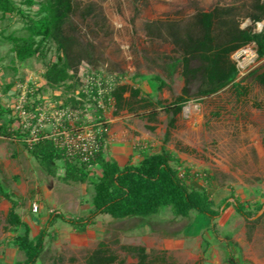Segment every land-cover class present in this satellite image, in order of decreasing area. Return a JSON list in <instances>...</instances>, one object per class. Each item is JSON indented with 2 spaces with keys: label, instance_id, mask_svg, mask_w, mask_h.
<instances>
[{
  "label": "rangeland",
  "instance_id": "1",
  "mask_svg": "<svg viewBox=\"0 0 264 264\" xmlns=\"http://www.w3.org/2000/svg\"><path fill=\"white\" fill-rule=\"evenodd\" d=\"M75 1L79 9L73 23L80 43L90 44L91 57L65 86L50 87L42 76L46 65L56 60L52 44L45 43L41 54L23 62L15 59L7 37L25 36L23 23L17 15L0 14V110H9L0 113V125L9 117L12 122L7 132H24L32 124L34 111L45 118L68 98L80 104L69 101L64 108L78 114L88 109L82 120L93 121L98 116L93 103L79 96L86 72L110 81L112 87L138 89L140 94L134 99L128 93L124 95L123 109L117 110L111 99L101 114L107 123L104 157L122 165L127 159L137 160L140 151L151 154L167 150L177 161L173 165L181 172L189 171L186 183L211 198L218 216L211 221L195 214L180 218L163 207L143 218L116 220L99 215L84 232H78L55 216H87L92 185L63 183L60 161L56 162L55 174L49 175L19 139L0 135V184L16 203L15 211L28 226L30 237L43 229L46 233L36 264H68L71 259L73 264H83L99 242H104L124 264L135 260L120 248L123 245L142 246L148 260L157 263L228 264L227 258L232 256L236 264H264V88L248 78L264 59L257 58L253 43L237 49L230 55L237 69V91L229 85L199 97L200 79L185 84L179 52L165 36L151 37L147 33V28L153 31L171 23L183 27L195 14L216 7H232L239 28L258 33L264 21L250 19L255 0ZM13 2L25 14L37 17L41 0H33L31 6L24 0ZM89 5L94 12L82 21L78 13ZM152 77L160 79L163 86L158 87ZM179 96L186 101L169 129V115L162 107ZM140 98L153 103V107L142 108ZM48 126L44 123L42 128ZM90 170L97 175V168ZM235 203L248 207L250 217L237 213ZM257 205L261 206L258 211ZM9 208L10 203L0 197V264L23 259L12 243L14 233L6 222ZM50 216L52 224L48 222Z\"/></svg>",
  "mask_w": 264,
  "mask_h": 264
},
{
  "label": "trees",
  "instance_id": "2",
  "mask_svg": "<svg viewBox=\"0 0 264 264\" xmlns=\"http://www.w3.org/2000/svg\"><path fill=\"white\" fill-rule=\"evenodd\" d=\"M24 3L28 6L34 5L33 0H24ZM78 9L75 0H41L37 17H31L25 14L13 0H0V14L19 16L26 33L23 37H7L11 43L10 50L18 62L41 54L45 43L55 47L56 60L46 65L42 75L50 87L65 86L67 82L75 78L78 67L91 57L90 44L80 43L73 23ZM252 9L254 14L250 15V19L253 22L264 21V1L255 0ZM93 12L94 8L89 5L81 10L78 16L84 21ZM180 26L171 23L154 28L153 31L147 28V33L151 37L165 36L169 44L179 52L185 84H189L196 77L200 79L197 92L199 97L215 94L229 85L237 91L239 86L234 82L237 69L230 60V55L237 49L253 43L257 58L264 59V28L258 33H253L250 29H240L237 15L233 13L232 7H216L208 12L197 13L186 24L184 23L183 27ZM193 62L197 64L194 65ZM248 78L264 88V64L249 72ZM152 80L158 84V87L163 86V82L157 77H152ZM126 93L132 99L140 94L138 89L132 90L126 85H115L109 95L103 97V102L106 104L108 98L113 99L116 109L121 110L124 107ZM79 96L85 97L81 91ZM140 100L144 102L142 108L153 107L150 101L142 98ZM69 101L80 104L75 99L68 98L61 107H67L66 104ZM185 101L182 96H179L171 105L162 107L169 115L167 123L169 129L174 127L175 116L179 114ZM156 104L161 105L159 102ZM93 107L97 115L101 117V110L95 109L94 104ZM1 112H9V110L1 109ZM100 120L104 119L101 117ZM11 122L12 119L8 117L6 123L0 125V135L19 139L28 154L49 175L55 174L56 162L60 161L63 172L60 180L63 183L89 182L92 185L91 207L87 216L76 219L55 216L78 232H84L99 215H106L116 220L143 218L157 214L163 207L169 208L174 217L180 218H189L191 214H195L211 221L218 216L211 198L204 190L196 189L186 183L185 179L188 178L189 171L184 169L181 172L173 165L177 163L176 159L163 148L151 154L144 150L140 151L137 160L132 162L127 159L119 165L117 161L104 157L102 144L93 158L87 162H81L67 157L53 140L41 138V134L36 141L25 143L23 140L30 129L24 132L19 129L7 132L6 127H9ZM92 167L98 169L96 176L91 174ZM0 197L10 203L6 222L14 233L12 243L23 255L22 261L13 264H36L43 252L45 230L30 237L28 226L21 221L15 211L16 203L1 184ZM233 206L241 216L246 219L250 217L251 212L248 207L240 203H235ZM260 207L257 205L256 210L258 211ZM53 220L50 216L49 224H52ZM120 248L135 260L132 264H174L163 260L158 263L149 261L142 246L123 245ZM116 262L124 264V261H118V257L107 248L104 242H99L96 248L86 255L83 264H114ZM227 262L236 264L232 256L227 258ZM68 264H73V260L71 259Z\"/></svg>",
  "mask_w": 264,
  "mask_h": 264
},
{
  "label": "built area",
  "instance_id": "3",
  "mask_svg": "<svg viewBox=\"0 0 264 264\" xmlns=\"http://www.w3.org/2000/svg\"><path fill=\"white\" fill-rule=\"evenodd\" d=\"M81 80L83 84L81 93L95 105V109H100L103 113L111 100L108 98L106 104L103 102V97L109 95L113 88L111 82L90 72H86ZM87 110L82 109L78 114L77 111L60 107L45 118L38 110L34 111L32 118L29 116L32 124L26 128L30 129L29 134L23 141L29 144L36 141L41 134V138L53 140L67 157L87 162L100 150L107 130V123L100 120L99 116L88 123L82 120ZM20 113L23 115L24 110ZM44 123L49 125L48 129L42 128Z\"/></svg>",
  "mask_w": 264,
  "mask_h": 264
},
{
  "label": "crops",
  "instance_id": "4",
  "mask_svg": "<svg viewBox=\"0 0 264 264\" xmlns=\"http://www.w3.org/2000/svg\"><path fill=\"white\" fill-rule=\"evenodd\" d=\"M107 159V158H106Z\"/></svg>",
  "mask_w": 264,
  "mask_h": 264
}]
</instances>
